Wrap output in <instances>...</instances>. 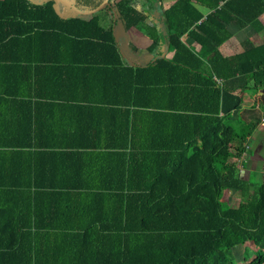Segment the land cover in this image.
I'll return each instance as SVG.
<instances>
[{"label": "trees", "instance_id": "16d2710c", "mask_svg": "<svg viewBox=\"0 0 264 264\" xmlns=\"http://www.w3.org/2000/svg\"><path fill=\"white\" fill-rule=\"evenodd\" d=\"M146 1L150 7L108 0L94 12L117 13L126 28L141 27L147 14L163 17L161 33L150 32V49L160 48L155 58L124 67L116 39L102 35L95 15L65 19L55 0H0V256H33L34 264H238L234 247L251 242L248 264H264V176H242V148L235 149L264 121L258 110L244 114L242 96L264 99V43L246 39L242 52L220 51L232 36L229 26L264 32V0H176L167 8ZM185 33L203 50L185 45ZM67 45L116 56L81 62L116 67L103 72L112 82L89 84L93 91L130 93L127 160L104 165L125 179L101 182L118 194L111 207H82L76 219L88 227L39 228L37 222L60 214L31 206L39 183L12 178L25 156L12 148V93L32 92L27 68L43 60V50ZM227 190L239 195L236 206L222 200ZM99 223L105 226L91 227Z\"/></svg>", "mask_w": 264, "mask_h": 264}, {"label": "crops", "instance_id": "0c3cea01", "mask_svg": "<svg viewBox=\"0 0 264 264\" xmlns=\"http://www.w3.org/2000/svg\"><path fill=\"white\" fill-rule=\"evenodd\" d=\"M79 1L73 0L72 4L60 1L57 4L60 16L89 20L95 15L101 19L106 31L102 35L107 38L111 34L116 39L124 67L144 64L160 51V48L150 49L153 43L150 32L159 35L160 27L164 25L159 13L147 14L141 27L126 28L117 13L90 12L91 3L97 0L83 3V9L77 5ZM141 1L150 7V2ZM157 1L167 8L176 0ZM200 9L206 14L204 7ZM260 21L264 25V13ZM228 30L232 36L220 46L224 56L242 52L241 43L246 39L252 40L254 45L264 43V32H258L251 26L244 29L229 26ZM182 41L195 52L203 50L202 45L187 33L182 36ZM173 52L169 48L167 56L171 57ZM107 54L80 50L71 45L50 51L45 49L40 54L43 60L33 62L31 68H27L26 90L32 92L12 93V148L25 150L23 167L12 174V178L39 183L40 189L35 192L31 206L40 211L58 210L60 214L59 219L53 217L55 220L37 222L39 228L88 227V222L76 219L82 207H111V198L118 194L114 190L103 189L101 182L125 179L122 174L106 171L104 165H122L127 160L130 93L124 87L117 91L110 88L93 91L92 87H99L101 80L113 81V77H107L108 74L103 72L116 67L81 62V59L116 57ZM252 84L253 81L250 82ZM242 96L246 116L250 110L264 113V99L259 94L243 92ZM256 132L264 136V121L248 139L246 150L244 145L235 149L242 148V153H245L244 156L241 154L238 164L241 174L250 177L253 173L263 178L264 145L253 146ZM89 198L93 202H89ZM102 226L105 225L99 223L91 227ZM34 262L33 256H0V264Z\"/></svg>", "mask_w": 264, "mask_h": 264}, {"label": "rangeland", "instance_id": "374dc122", "mask_svg": "<svg viewBox=\"0 0 264 264\" xmlns=\"http://www.w3.org/2000/svg\"><path fill=\"white\" fill-rule=\"evenodd\" d=\"M261 137L262 136L260 133H257L256 138L253 137L252 144L254 147L255 146L259 147L261 144L264 145V136L262 138ZM242 176L245 175L242 173ZM261 178L262 175H260L259 177L254 175V180L256 182L261 180ZM222 200L226 201L228 204L232 206H236L240 201V197L237 193H234L231 190H227L223 194ZM254 250H255V246L251 242H247L245 244L234 247L233 252L235 255L236 262L238 264H248L254 258Z\"/></svg>", "mask_w": 264, "mask_h": 264}, {"label": "water", "instance_id": "95a60500", "mask_svg": "<svg viewBox=\"0 0 264 264\" xmlns=\"http://www.w3.org/2000/svg\"><path fill=\"white\" fill-rule=\"evenodd\" d=\"M60 1H63V2H68V0H55V8H57V4L60 2ZM108 3V0H104L100 6H98L97 8L91 10L90 12H96L100 7L106 5Z\"/></svg>", "mask_w": 264, "mask_h": 264}, {"label": "built area", "instance_id": "2783aa9c", "mask_svg": "<svg viewBox=\"0 0 264 264\" xmlns=\"http://www.w3.org/2000/svg\"><path fill=\"white\" fill-rule=\"evenodd\" d=\"M248 147H249V143H248V141H247V142L244 144V149L246 150ZM242 154H243V156L245 155L244 152H243Z\"/></svg>", "mask_w": 264, "mask_h": 264}]
</instances>
